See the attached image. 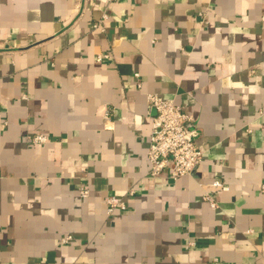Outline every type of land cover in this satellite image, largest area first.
Returning <instances> with one entry per match:
<instances>
[{"label": "crops", "instance_id": "1", "mask_svg": "<svg viewBox=\"0 0 264 264\" xmlns=\"http://www.w3.org/2000/svg\"><path fill=\"white\" fill-rule=\"evenodd\" d=\"M150 93L189 175H151ZM0 264H264V0H0Z\"/></svg>", "mask_w": 264, "mask_h": 264}, {"label": "built area", "instance_id": "2", "mask_svg": "<svg viewBox=\"0 0 264 264\" xmlns=\"http://www.w3.org/2000/svg\"><path fill=\"white\" fill-rule=\"evenodd\" d=\"M118 1L120 0H104L107 5ZM94 27L99 28L100 26L97 23ZM147 101L148 107L156 111L151 117L152 129L147 151L148 160L151 163V175L159 177L169 165H172L171 177L173 179L189 175L204 157V152L190 138L186 130V124L192 120V115L186 113L183 107L175 104L173 100L162 98L157 94H148ZM104 118L109 120L108 112L105 113ZM32 140L33 142H45L46 137L38 135ZM211 186L223 191L228 190V187L220 181L213 182ZM81 195L86 197L88 191L82 190ZM207 199L212 206H215L211 197ZM106 202L109 214L117 209L126 208L123 198L109 196Z\"/></svg>", "mask_w": 264, "mask_h": 264}]
</instances>
